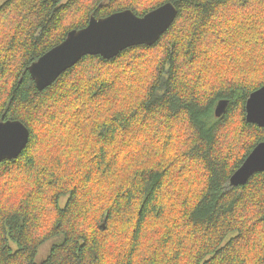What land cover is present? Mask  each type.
Wrapping results in <instances>:
<instances>
[{"label": "trees", "instance_id": "1", "mask_svg": "<svg viewBox=\"0 0 264 264\" xmlns=\"http://www.w3.org/2000/svg\"><path fill=\"white\" fill-rule=\"evenodd\" d=\"M168 2L154 45L37 89L29 67L71 30ZM262 86L264 0H0V121L30 130L0 163V264H264V172L230 185L264 142Z\"/></svg>", "mask_w": 264, "mask_h": 264}, {"label": "water", "instance_id": "2", "mask_svg": "<svg viewBox=\"0 0 264 264\" xmlns=\"http://www.w3.org/2000/svg\"><path fill=\"white\" fill-rule=\"evenodd\" d=\"M178 16V8L165 3L144 16L132 10L112 15L91 17L88 25L71 30L65 40L41 56L29 67V72L39 91L50 87L56 80L88 55H100L104 59L119 56L124 50L138 45L152 46L171 28ZM264 86L251 93L246 103L248 123L264 127ZM229 101L220 100L215 109L222 117ZM5 135L0 142V163L16 159L27 147L29 128L19 120L0 121ZM264 172V142L259 143L230 178L232 187L243 186L257 173Z\"/></svg>", "mask_w": 264, "mask_h": 264}, {"label": "rangeland", "instance_id": "3", "mask_svg": "<svg viewBox=\"0 0 264 264\" xmlns=\"http://www.w3.org/2000/svg\"><path fill=\"white\" fill-rule=\"evenodd\" d=\"M52 244L53 243L48 242L42 247L41 252H40V258H44L48 254V251Z\"/></svg>", "mask_w": 264, "mask_h": 264}, {"label": "snow or ice", "instance_id": "4", "mask_svg": "<svg viewBox=\"0 0 264 264\" xmlns=\"http://www.w3.org/2000/svg\"><path fill=\"white\" fill-rule=\"evenodd\" d=\"M260 103L264 104V99H262ZM4 135H5V129L0 128V142H2Z\"/></svg>", "mask_w": 264, "mask_h": 264}]
</instances>
